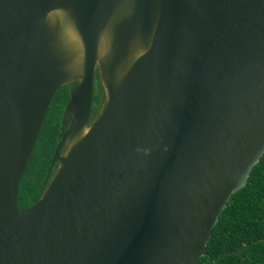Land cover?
Returning a JSON list of instances; mask_svg holds the SVG:
<instances>
[{
	"label": "water",
	"instance_id": "water-1",
	"mask_svg": "<svg viewBox=\"0 0 264 264\" xmlns=\"http://www.w3.org/2000/svg\"><path fill=\"white\" fill-rule=\"evenodd\" d=\"M67 84L58 167L19 209ZM263 155L264 0H0V264H198Z\"/></svg>",
	"mask_w": 264,
	"mask_h": 264
},
{
	"label": "trees",
	"instance_id": "trees-1",
	"mask_svg": "<svg viewBox=\"0 0 264 264\" xmlns=\"http://www.w3.org/2000/svg\"><path fill=\"white\" fill-rule=\"evenodd\" d=\"M97 76L93 119L105 100L99 73ZM71 90L72 84L61 87L48 109L21 180L19 209L39 201L58 167L53 159L65 129L63 122ZM207 252L210 258L202 257L198 264H264V155L253 168L246 186L231 196L212 230Z\"/></svg>",
	"mask_w": 264,
	"mask_h": 264
}]
</instances>
